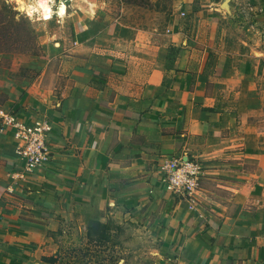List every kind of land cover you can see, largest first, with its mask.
I'll use <instances>...</instances> for the list:
<instances>
[{
	"label": "crops",
	"instance_id": "0c3cea01",
	"mask_svg": "<svg viewBox=\"0 0 264 264\" xmlns=\"http://www.w3.org/2000/svg\"><path fill=\"white\" fill-rule=\"evenodd\" d=\"M212 51L211 64L203 54L197 66L186 53L167 81L137 96L92 91L79 71L69 97L39 86L23 93L8 116L42 118L52 129L48 157L27 171L13 128L0 125V264L18 263L40 222L89 224L125 207L154 216V264H264V50L251 55L247 73L246 61L234 65ZM223 92H232L233 108L221 103ZM180 155L202 166L196 204L160 181L163 161Z\"/></svg>",
	"mask_w": 264,
	"mask_h": 264
},
{
	"label": "rangeland",
	"instance_id": "374dc122",
	"mask_svg": "<svg viewBox=\"0 0 264 264\" xmlns=\"http://www.w3.org/2000/svg\"><path fill=\"white\" fill-rule=\"evenodd\" d=\"M62 2L63 17L56 13L61 0H51L53 13L43 19L39 9L29 16L16 0H0V125L21 108L23 93L31 88L69 97L74 71L89 76L92 91L137 96L145 85L167 81L174 61L186 53L197 66L203 54L211 64L212 49H219L227 62L246 61L247 73L251 55L264 50V0ZM30 41L43 57L31 52ZM261 57L258 72L264 76ZM21 68L31 70L29 75H21ZM219 95L221 103L233 108L232 92ZM111 211L89 224L40 222V236L35 233L34 245L24 243L28 249L19 253L17 264H154L161 246L154 216L128 207L116 216ZM6 253L0 235V255Z\"/></svg>",
	"mask_w": 264,
	"mask_h": 264
},
{
	"label": "built area",
	"instance_id": "2783aa9c",
	"mask_svg": "<svg viewBox=\"0 0 264 264\" xmlns=\"http://www.w3.org/2000/svg\"><path fill=\"white\" fill-rule=\"evenodd\" d=\"M5 124L13 128L14 148L17 158L25 170L32 171L48 157L46 141L52 127L42 118L19 121L8 116ZM160 181L166 191L186 198L191 203L197 201V191L202 175V166L197 160L181 155L164 160L161 164Z\"/></svg>",
	"mask_w": 264,
	"mask_h": 264
},
{
	"label": "clouds",
	"instance_id": "9594fccd",
	"mask_svg": "<svg viewBox=\"0 0 264 264\" xmlns=\"http://www.w3.org/2000/svg\"><path fill=\"white\" fill-rule=\"evenodd\" d=\"M17 7L21 11H26L29 16H31L38 9L43 10V14L45 17L50 18L52 15V9L48 4V0H36V4H25L24 0H16ZM65 14V4L62 2L59 4L57 15L63 17Z\"/></svg>",
	"mask_w": 264,
	"mask_h": 264
},
{
	"label": "trees",
	"instance_id": "16d2710c",
	"mask_svg": "<svg viewBox=\"0 0 264 264\" xmlns=\"http://www.w3.org/2000/svg\"><path fill=\"white\" fill-rule=\"evenodd\" d=\"M30 38V37H29ZM31 40V39H30ZM30 48H31V52L33 53V54H35V55H38L39 57H43L44 55L39 51V47L35 44V43H33V42H31L30 41ZM172 48L173 47H171L170 49H169V52L167 53V58L170 56V51L172 50ZM29 71H31V70H29V69H27V68H21L20 69V74L21 75H25V76H27V75H29Z\"/></svg>",
	"mask_w": 264,
	"mask_h": 264
},
{
	"label": "bare ground",
	"instance_id": "6f19581e",
	"mask_svg": "<svg viewBox=\"0 0 264 264\" xmlns=\"http://www.w3.org/2000/svg\"><path fill=\"white\" fill-rule=\"evenodd\" d=\"M50 1H51V0H48V4H49V6L51 7ZM24 2H25V4H29V3L33 4V2H30V1H28V0H24ZM58 7H59V5H58ZM58 7H57V10H58ZM51 9H52V7H51ZM39 10H40V14H39L40 18L46 19V17H45L44 14H43V10H42V9H39ZM57 10H56V13H57ZM25 13H27V12H25ZM52 13H53V9H52ZM32 15H33V14H32Z\"/></svg>",
	"mask_w": 264,
	"mask_h": 264
},
{
	"label": "snow or ice",
	"instance_id": "6c2138e0",
	"mask_svg": "<svg viewBox=\"0 0 264 264\" xmlns=\"http://www.w3.org/2000/svg\"><path fill=\"white\" fill-rule=\"evenodd\" d=\"M46 18H48V17H46Z\"/></svg>",
	"mask_w": 264,
	"mask_h": 264
}]
</instances>
